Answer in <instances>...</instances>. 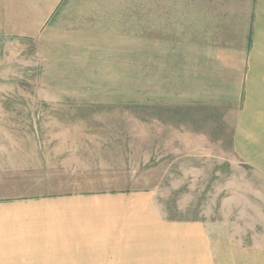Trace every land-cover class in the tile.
<instances>
[{
    "label": "rangeland",
    "instance_id": "rangeland-1",
    "mask_svg": "<svg viewBox=\"0 0 264 264\" xmlns=\"http://www.w3.org/2000/svg\"><path fill=\"white\" fill-rule=\"evenodd\" d=\"M253 4L64 0L50 31L60 52L48 58L37 43L17 45L21 55L0 85V195L20 183L48 191L153 186L167 219L262 242L264 175L201 150L203 136L190 132L199 109L184 105L176 84L184 41L245 45ZM259 23L255 8V42Z\"/></svg>",
    "mask_w": 264,
    "mask_h": 264
},
{
    "label": "crops",
    "instance_id": "crops-1",
    "mask_svg": "<svg viewBox=\"0 0 264 264\" xmlns=\"http://www.w3.org/2000/svg\"><path fill=\"white\" fill-rule=\"evenodd\" d=\"M253 1L246 44L184 41L176 84L184 105L199 109L200 129L190 132L203 136L201 150L264 175V0ZM63 2L0 0V85L21 55L17 45L37 43L48 58L60 52L50 31ZM25 184L0 195V264H264V233L262 242L247 243L202 222L167 219L157 187L48 191Z\"/></svg>",
    "mask_w": 264,
    "mask_h": 264
}]
</instances>
